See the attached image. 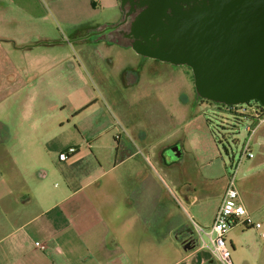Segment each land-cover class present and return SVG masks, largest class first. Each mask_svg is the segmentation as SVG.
I'll list each match as a JSON object with an SVG mask.
<instances>
[{"label":"crops","instance_id":"1","mask_svg":"<svg viewBox=\"0 0 264 264\" xmlns=\"http://www.w3.org/2000/svg\"><path fill=\"white\" fill-rule=\"evenodd\" d=\"M120 3L0 0V264H219L199 236L185 234L183 210L120 133L117 88L87 90L82 59L85 75L61 69L76 77L63 90L81 97L56 118L60 105L50 97L58 86L56 63L74 56L75 43L116 44L106 36L81 37L116 23ZM63 44L69 55L55 53ZM86 47L77 46L75 58H85ZM38 72L47 85L30 75ZM137 80L134 74L130 82ZM72 146L76 152L61 160ZM207 181L186 196L194 210L197 188L204 199L219 196L209 218L196 208L194 220L202 225L213 221L225 188ZM237 188L253 216L249 193Z\"/></svg>","mask_w":264,"mask_h":264},{"label":"rangeland","instance_id":"2","mask_svg":"<svg viewBox=\"0 0 264 264\" xmlns=\"http://www.w3.org/2000/svg\"><path fill=\"white\" fill-rule=\"evenodd\" d=\"M115 10L120 11V8ZM123 16L122 10L116 23L88 33L89 38L109 36V30L119 24ZM117 43L112 47H99L91 42L75 43L74 56L56 63L58 86L56 92L50 94L52 100L60 105L56 118H64L70 105L81 97L66 92L61 86L76 81L75 75L69 76L68 72L62 71L63 68L72 69L73 74L77 71L85 75L84 69L80 68L82 59V67L88 71L85 77L87 90L93 92L102 86L117 88V92L112 94L120 97V101L118 107L113 106V113L120 123V133L134 143L133 148L157 173L184 212L185 234H193L195 238L199 236L192 222V218L198 219L196 208L209 218L219 196L211 195L204 199V191L197 188L195 210L186 196L189 197L194 191L192 188L195 184L209 182L207 179L211 178L217 183L218 190L226 182L231 164L237 165L240 160L242 144L247 136L245 121L236 123L233 113L226 111L224 104L203 98L197 90L189 65L146 57L137 53L131 45L125 47ZM87 45L91 47H86V57L75 58L78 53L76 47ZM53 48L57 55H69L71 50L64 44ZM44 50L41 47L38 52ZM124 70L127 71L126 75ZM134 74L138 80L130 82ZM30 75L33 79L39 77L42 84H48L45 73ZM251 112L250 108L248 113ZM255 135L252 142L255 158H242L237 187L249 193L253 200H250L253 219L259 221L262 227H246L243 223L232 226L229 235H233L234 248L229 238L227 243L234 264H264V237L261 235L264 232V124Z\"/></svg>","mask_w":264,"mask_h":264},{"label":"water","instance_id":"3","mask_svg":"<svg viewBox=\"0 0 264 264\" xmlns=\"http://www.w3.org/2000/svg\"><path fill=\"white\" fill-rule=\"evenodd\" d=\"M140 5L143 10L131 21L137 53L189 65L205 99L264 105V0H141Z\"/></svg>","mask_w":264,"mask_h":264},{"label":"built area","instance_id":"4","mask_svg":"<svg viewBox=\"0 0 264 264\" xmlns=\"http://www.w3.org/2000/svg\"><path fill=\"white\" fill-rule=\"evenodd\" d=\"M263 109H264V105ZM250 113L253 118L245 121L244 128L247 136L242 144L240 160L237 165L231 164V171L226 176V182L222 201L215 213L214 219L208 225H202L192 218L195 230L199 235L201 246L211 251L214 258L219 264H234L231 259L230 248L227 243V233L237 223H243L245 226H253L257 229L261 227V223L254 221L253 216L248 212L241 200L239 190L237 188V173L239 163L242 158L254 156L252 150V142L258 128L264 124V111L257 106L251 107ZM248 113V110L242 109L241 112ZM76 147H69L66 151L59 154L61 160L68 158L69 154L76 152ZM264 237V233L261 234ZM35 245L42 249L48 250L49 246L45 242H35ZM52 256V255H50Z\"/></svg>","mask_w":264,"mask_h":264},{"label":"flooded vegetation","instance_id":"5","mask_svg":"<svg viewBox=\"0 0 264 264\" xmlns=\"http://www.w3.org/2000/svg\"><path fill=\"white\" fill-rule=\"evenodd\" d=\"M141 0H125L123 3V19L119 22V24L114 25L111 30H109V36L106 38H110L116 41L125 40L132 45V42L136 40L132 29H131V21L135 18V16L143 10V6L140 5ZM128 14V19L126 20V15ZM147 57V56H146ZM157 59V58H156ZM160 60V59H159ZM251 100L250 102H252ZM259 102L258 100H254Z\"/></svg>","mask_w":264,"mask_h":264},{"label":"trees","instance_id":"6","mask_svg":"<svg viewBox=\"0 0 264 264\" xmlns=\"http://www.w3.org/2000/svg\"><path fill=\"white\" fill-rule=\"evenodd\" d=\"M252 102L249 101L247 103L237 104V105H224V108L226 109V111L233 113L234 117L237 120L236 123H240V121H242V120L246 121L250 118H253V116L251 114L247 113V111L241 112L242 109L249 110L252 106H257V107L261 108L262 111H264L263 106L260 102L255 101V104H252Z\"/></svg>","mask_w":264,"mask_h":264}]
</instances>
